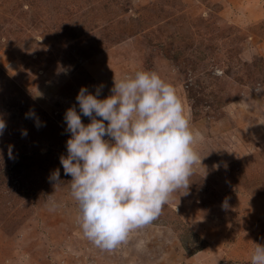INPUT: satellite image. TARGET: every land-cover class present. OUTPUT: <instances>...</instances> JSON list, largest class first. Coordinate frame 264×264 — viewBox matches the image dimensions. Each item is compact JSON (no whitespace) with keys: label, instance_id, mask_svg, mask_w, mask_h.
<instances>
[{"label":"rangeland","instance_id":"rangeland-1","mask_svg":"<svg viewBox=\"0 0 264 264\" xmlns=\"http://www.w3.org/2000/svg\"><path fill=\"white\" fill-rule=\"evenodd\" d=\"M138 70L174 86L201 163L188 191L173 192L157 219L105 250L83 234L60 163L71 135L64 114L79 111L82 86L95 93L103 83V99L114 78ZM257 88L264 0H0V264H251L264 246ZM30 109L43 126L26 118ZM57 168L64 181L54 187Z\"/></svg>","mask_w":264,"mask_h":264},{"label":"clouds","instance_id":"clouds-1","mask_svg":"<svg viewBox=\"0 0 264 264\" xmlns=\"http://www.w3.org/2000/svg\"><path fill=\"white\" fill-rule=\"evenodd\" d=\"M68 70L58 67L59 72ZM103 87L101 83L93 93L82 86L76 96L79 111L76 105L65 111L71 135L60 163L72 177L70 193L78 203L83 234L98 247L112 250L126 242L132 230L157 219L173 192L188 191L193 165L201 159L192 147L195 136L181 100L158 73L138 70L114 78L110 95L101 99ZM82 115L90 122L85 124ZM25 116L43 126L34 110ZM6 127L0 117V136ZM21 134L26 136L27 130ZM12 149L8 145L10 159ZM49 180L54 187L64 181L59 168ZM223 207H228L227 200ZM251 264H264V246L256 244Z\"/></svg>","mask_w":264,"mask_h":264}]
</instances>
